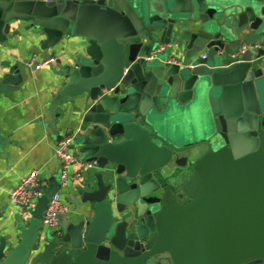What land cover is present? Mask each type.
I'll list each match as a JSON object with an SVG mask.
<instances>
[{
	"label": "water",
	"instance_id": "obj_1",
	"mask_svg": "<svg viewBox=\"0 0 264 264\" xmlns=\"http://www.w3.org/2000/svg\"><path fill=\"white\" fill-rule=\"evenodd\" d=\"M14 21L33 22L44 51L86 41L51 126L62 104L82 109L79 154L98 172L53 233L49 185L0 264H264V0H0L1 42ZM242 39L258 48L238 56ZM173 122L209 150L194 168L160 133Z\"/></svg>",
	"mask_w": 264,
	"mask_h": 264
},
{
	"label": "crops",
	"instance_id": "obj_2",
	"mask_svg": "<svg viewBox=\"0 0 264 264\" xmlns=\"http://www.w3.org/2000/svg\"><path fill=\"white\" fill-rule=\"evenodd\" d=\"M44 41L46 35L30 21L12 22L7 40L0 41V81L12 68L17 69V77L22 80L18 87H0V240L11 242L13 247L19 243L20 229L25 221L18 207L11 202L10 195L33 171L40 172L43 186L50 187L60 179L61 167L56 157L60 139L77 133L73 147L85 166L82 180L75 177L80 167H74L68 187L61 190L63 202L70 207L67 217L74 216L70 201L78 193V188L87 180L94 181L98 172L79 154L81 139L87 134L82 109H76L72 103L62 104L59 118L51 126V104L59 89L68 83L62 72L85 52L86 41L81 37H67L59 46L46 51L42 49ZM244 44L251 45L252 41L242 39L239 46ZM33 58L37 63L50 58H55L56 62L36 71L27 66ZM204 151L203 155L209 152L208 149ZM185 153H189V163L191 150H185ZM89 211L87 219L94 214L93 210ZM43 232L48 230L44 228Z\"/></svg>",
	"mask_w": 264,
	"mask_h": 264
},
{
	"label": "built area",
	"instance_id": "obj_3",
	"mask_svg": "<svg viewBox=\"0 0 264 264\" xmlns=\"http://www.w3.org/2000/svg\"><path fill=\"white\" fill-rule=\"evenodd\" d=\"M240 47L238 56L258 48L246 44ZM159 49L163 52V50H166V45H163ZM55 62V58H50L43 63H37L36 59L33 58L29 61L27 66L39 71L43 67H47ZM76 136L77 133H70L60 139L56 146V157L61 167L60 189L52 198V201L49 204L50 207L45 213L42 224L44 225V228L50 232L60 231V217L62 215H67L70 211V207L62 200L61 190L68 187L71 181V171L74 167H80L75 174V177L78 180H82V171L85 166L74 151L73 146ZM47 188L48 187L46 185L43 186L41 182L40 172L33 171L29 176L21 181L17 188L14 189L10 195V199L13 205L18 207L20 216L23 220H28L30 218L31 211L36 207L37 199L43 195V191Z\"/></svg>",
	"mask_w": 264,
	"mask_h": 264
},
{
	"label": "rangeland",
	"instance_id": "obj_4",
	"mask_svg": "<svg viewBox=\"0 0 264 264\" xmlns=\"http://www.w3.org/2000/svg\"><path fill=\"white\" fill-rule=\"evenodd\" d=\"M182 130H184L182 128ZM181 125H178V122H173L172 126L168 127L166 125L165 128H160V133L164 135V137H167L171 144H174L178 146L181 149L185 150H191L190 160H189V166L196 167L198 164V161L204 157L205 149L207 148H191L189 145L193 142L192 139L186 138L185 136H181ZM189 146V147H188ZM184 150V151H185ZM174 173V169L170 168L168 169V175L170 177L171 174Z\"/></svg>",
	"mask_w": 264,
	"mask_h": 264
}]
</instances>
